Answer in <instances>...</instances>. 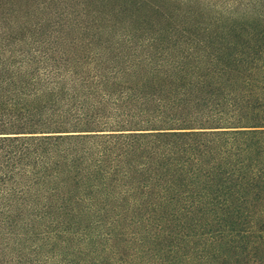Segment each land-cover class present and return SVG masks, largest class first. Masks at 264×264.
<instances>
[{
	"label": "trees",
	"instance_id": "16d2710c",
	"mask_svg": "<svg viewBox=\"0 0 264 264\" xmlns=\"http://www.w3.org/2000/svg\"><path fill=\"white\" fill-rule=\"evenodd\" d=\"M179 1L0 0V264H264V0Z\"/></svg>",
	"mask_w": 264,
	"mask_h": 264
},
{
	"label": "rangeland",
	"instance_id": "374dc122",
	"mask_svg": "<svg viewBox=\"0 0 264 264\" xmlns=\"http://www.w3.org/2000/svg\"><path fill=\"white\" fill-rule=\"evenodd\" d=\"M154 1L157 4L163 5L162 10L166 12L167 15L169 16H171V14L173 15L171 16V20L167 22L164 19H156L157 15L153 14L151 16H148L150 15L149 12L142 11L140 13L141 14L140 19H138V16L140 14L137 15L136 17L137 19H129V21H131L133 26H138L140 23H143L144 25H147L148 29H150L146 31L147 33L160 29L161 33L167 36L169 34H167V32L165 31L169 32L173 30L174 24L175 25L177 24L178 26L182 25L183 28L190 29L193 33H197V30H193L190 20H194L195 22L202 23L200 25H203L205 21L209 20V19H202V18H197V17L195 18V16H192V19H187L185 17V12L188 10V8H187L186 3L183 1H179V0H154ZM209 12L211 13L213 11H209ZM211 20H214V19H211ZM126 23H128V21H126ZM162 31H164V33ZM178 33L184 34V35L186 34V33H182L181 31H178ZM183 37H176L173 40H170V42L166 40V43H168L167 45L169 47H175V46L183 47V46H189V45L190 47L195 46V40L194 41L192 40L195 38H192L191 36L190 37L191 39L185 40V42H183L184 41Z\"/></svg>",
	"mask_w": 264,
	"mask_h": 264
}]
</instances>
